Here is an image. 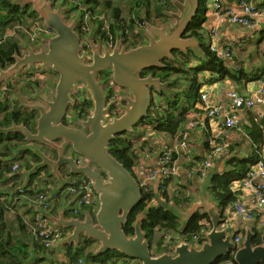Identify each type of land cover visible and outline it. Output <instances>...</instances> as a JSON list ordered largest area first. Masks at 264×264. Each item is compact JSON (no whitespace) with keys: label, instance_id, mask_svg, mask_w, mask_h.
<instances>
[{"label":"water","instance_id":"water-1","mask_svg":"<svg viewBox=\"0 0 264 264\" xmlns=\"http://www.w3.org/2000/svg\"><path fill=\"white\" fill-rule=\"evenodd\" d=\"M175 10L167 12L171 20L165 25L148 23L143 33L147 43L127 50L123 46L122 35L118 32L113 48L105 46L101 52V43L97 42L91 57V64L85 62V54L80 53L83 44L77 32L78 24L68 23L66 13L72 7L59 4L55 9L51 0H15L19 5L31 4L42 20L43 26L54 33L46 39L47 48L41 46L37 52L27 47V52L14 54L12 65L0 68V87L15 77H22L26 70H55L59 74L58 84L47 91L48 98H39L41 103L23 104L36 112L35 132L24 123L13 122L2 133L20 132L27 140L20 151H30L39 161L32 163L23 173L27 180L40 171H47L58 183L54 194H62L69 180L61 171L66 167L70 175L86 177L92 182L93 190L99 198V207L95 214L88 209L82 210V217L68 216L69 203L65 202L57 214L51 210L41 211L48 218L51 229L69 230L55 246L57 252L65 246L78 247L81 238H92L98 243L97 255L110 250L127 255L140 264H220V259L233 260L237 264L264 263V232L260 235L250 225L246 228L242 243H234L235 229L229 226L225 213L213 198L209 197L214 169L197 190L194 200L185 207H174L159 200L171 209L181 221L182 229L199 211L208 216L210 227L203 232V240L194 243L181 239L172 250L153 254L147 232L142 227L148 211L138 214L132 223L134 233L128 234L124 225L135 207L142 201L144 192L139 181L124 164L111 153V142L120 134L133 133L138 125L148 118L149 110L156 95L169 93L170 81H163L150 73L142 76L146 70L165 67L164 59L174 58L173 51L184 54L193 51L203 54L202 42L193 35H187L189 25L197 14L199 0H170ZM92 30L88 40L93 38ZM45 34H43L44 36ZM111 71L116 85L123 88L122 98L126 104L122 113L110 120L111 106H106L108 94L103 83L97 80L98 71ZM83 83V91L93 101V111L86 119L79 115L72 119L78 127L65 123L70 106L76 104L72 90L78 81ZM2 94L0 93V97ZM79 117V119H78ZM34 143L49 147L55 157L41 151ZM76 156L85 158L79 164ZM259 238L260 243L254 240ZM37 255L31 256L24 264H31Z\"/></svg>","mask_w":264,"mask_h":264},{"label":"trees","instance_id":"trees-1","mask_svg":"<svg viewBox=\"0 0 264 264\" xmlns=\"http://www.w3.org/2000/svg\"><path fill=\"white\" fill-rule=\"evenodd\" d=\"M15 0H0V68H6L15 61L14 54L19 53V43L10 34H20L25 30L34 31L38 28L41 21L38 14L33 10L31 4L19 5ZM57 1V0H56ZM62 1V0H61ZM64 1V0H63ZM76 5L85 7L83 15L86 13L94 15L95 10L99 9L100 13L97 17L98 30H104L108 43H114L117 33L122 35V42L127 43L132 38L142 37L140 28L147 23H165L167 20L166 12L173 7L170 0H71ZM200 8L192 19L187 35H193L202 42L203 54L173 51L174 58L164 59L165 67H155L150 69L151 73L159 76L164 80L170 81L168 87L169 93L162 92L160 96L164 98V102L153 101V105L149 110V117L146 118L142 125H138L132 133L120 134L118 138L111 142V153L119 159L124 166L135 175L133 169L140 162V152L148 149L153 141V136H146L145 131L149 125L153 131L163 134L175 136L183 127L182 125L187 119L186 114L195 107L198 100H202V87L210 82L231 76L235 81H241L244 75L242 70H233L226 64L225 60L218 58L211 50L209 44L204 40L205 28L203 27L205 19H207L209 6L207 0H199ZM132 8L128 11V8ZM128 7V8H126ZM89 15V16H90ZM83 22L79 28H82ZM140 44L134 43L133 47ZM149 71V70H148ZM143 76L146 73H142ZM263 76L258 75L261 79ZM257 77H254L256 79ZM183 79L188 80L185 87L180 90H172L177 88ZM31 93L34 87L29 84ZM17 88V87H16ZM20 89V88H18ZM7 96L14 92L15 87H9ZM13 90V91H12ZM3 92V88H2ZM25 87L22 91L21 99L31 94ZM185 96V101L181 103V95ZM2 95H5L4 93ZM3 101L0 98V128H7L13 122L17 124L24 123L27 127L34 128L36 126L37 116L34 111L20 107V100L16 98L13 102ZM180 110L178 115L175 114ZM199 111V110H197ZM200 112H203L200 111ZM252 117V116H251ZM253 121L247 127L249 134L253 137L252 143L259 145L262 143L264 123L257 121L252 117ZM262 126V127H261ZM27 140L20 132L2 133L0 135V264H24L31 256L37 255V258L31 264H79L82 260L84 264H140L139 261L129 258L123 253L110 250L102 255H97V242L92 238H81L78 247L74 244L65 246L64 255L59 258L55 251L45 248L40 240L30 229V225L35 223V214L40 212L34 204L23 207L27 203L22 204L23 198H31L36 201L38 196L44 192L48 179L45 178L38 186H33L34 176L28 180L23 173L26 168L32 165L33 155L30 151H20ZM150 147V146H149ZM234 148V147H233ZM232 148V150H233ZM248 156H241L234 153L228 159V169L223 172H216L213 175L212 183L209 186V194L214 201L218 203L222 212L230 207L231 203L238 197L239 191L232 187L234 181H240L246 175L249 167L261 159L260 149L254 150ZM31 158V159H30ZM200 162L201 158H196ZM18 162L20 169L13 172L12 166ZM136 176V175H135ZM78 178V176H74ZM73 177V178H74ZM26 179V180H25ZM193 183H177L175 186L167 187L164 192L156 191L150 194L144 193L142 201L131 213L128 222L123 226L128 234L134 233L132 223L135 221L139 213L148 211L147 218L143 220L144 229L153 248L156 246V254L172 250L175 246L176 232L179 233L181 239L193 241L194 235L198 236L197 242L203 240V231L210 227L208 216L199 211L182 229L180 219L174 212L161 204L159 200L174 207H185L193 198ZM66 187V186H65ZM2 188L5 190L2 191ZM23 190L21 193L20 191ZM62 194H56V206L50 208L53 213L57 214L61 208V204L66 202ZM86 205L83 209H86ZM10 212L14 213L11 218ZM68 216L72 213L68 212ZM29 217V218H28ZM82 217V211L80 213ZM225 217L226 214H225ZM253 229L258 235L264 232V227L259 226L258 221L254 222ZM246 228L236 229V235L244 236ZM157 231H163L157 242H154ZM65 233H67L65 231ZM165 235H172L170 243L164 245L162 241ZM260 243L259 238L254 240ZM155 243V244H154ZM154 244V245H153ZM171 246V247H170ZM231 264H237L233 257L229 258ZM264 264V263H262Z\"/></svg>","mask_w":264,"mask_h":264},{"label":"built area","instance_id":"built-area-1","mask_svg":"<svg viewBox=\"0 0 264 264\" xmlns=\"http://www.w3.org/2000/svg\"><path fill=\"white\" fill-rule=\"evenodd\" d=\"M207 3L214 18L227 19L232 25L243 28L262 29L264 27V4L259 2V0H228V2L227 0H207ZM40 26V30H44V33L50 32L42 23ZM38 28L34 29V32ZM82 28L85 32H89L90 30L87 24H83ZM205 29L208 33V40H210V50L218 58L225 60L226 63L227 61H231L232 63L234 49L239 46V43L230 42L226 43V45L221 44L218 40L221 29L215 21L207 19ZM229 67L233 70H239L235 63L230 64ZM107 72L105 80H107L109 91L111 90L110 99H108L111 108L108 115L110 120H113L122 113L121 104L124 99L122 98V93L119 91L120 87L114 82L112 72ZM259 82L258 89L246 95L232 89L229 90L227 95L230 97V104L226 110L220 105L209 103V95L205 91H202L201 101L204 104L205 118L219 119L223 117V125L227 130L238 126L239 112L241 111L255 110L258 119L264 120V77ZM155 95L156 101L159 102L160 98L157 94ZM197 127H205L204 118L191 117L178 131L172 144L156 142L155 145L144 152V155H140V162L133 171H135L136 176H134L139 181L144 193L150 194L152 192L156 193V191H160L161 193L166 191L167 187L175 186L178 183L177 179H180L183 174L180 156L190 157V131ZM227 147L215 145L203 161L196 162L193 164L192 169H187L184 175L185 180L204 181L211 170L214 156L218 153L224 156L229 155ZM154 159H156V164L154 166L150 165ZM77 160L79 164L85 161L82 156ZM19 168L18 162H15L12 166L13 172H18ZM46 178L49 182L45 186L44 192L35 201L37 210H50L56 201V194H54L53 189L58 186V183L49 176H46ZM38 179H40V182L45 180L43 176H40L33 183V186L40 184ZM238 183L241 191L238 190L237 199L230 205L231 212L244 221L250 222V220L256 219L258 223L260 221L259 225L264 227V156L249 167L244 178L238 181ZM20 192L22 193L23 190ZM64 197L66 198V202L69 203V210L73 217H80L83 205H86V209L90 210L93 214L98 210V195L93 190L92 182L86 177L69 180V184L64 188ZM34 218L35 223L30 225V229L45 248L56 251L55 246L65 237V230L51 229L48 218H44L41 211L36 213ZM208 228H205L204 231ZM197 239L198 236L194 235L193 242L199 243ZM164 240V245H167L170 241V236L166 235ZM233 240L234 243L240 245L243 237L235 234ZM79 264H83V261L79 260Z\"/></svg>","mask_w":264,"mask_h":264},{"label":"crops","instance_id":"crops-1","mask_svg":"<svg viewBox=\"0 0 264 264\" xmlns=\"http://www.w3.org/2000/svg\"><path fill=\"white\" fill-rule=\"evenodd\" d=\"M259 2L264 3V0H259ZM208 19L211 21H215L219 24L221 32L219 35V42L221 44L226 45V43L230 42H236L239 43V46H237L234 49V55H233V62L235 65L238 66L239 70H242L244 72V75L242 76L241 81H235L231 76H228L217 80L215 82H210L209 84H206L202 87V91H205L209 95V103L220 105L224 110L228 107L230 104V97L228 94L229 90H235L239 92L240 94H249L259 87V78L258 75H261L264 77V27L262 29H255V28H247V27H241L232 25L227 19H217L214 18L213 13H210L208 16ZM258 37V39H257ZM210 43V42H209ZM231 61H227L226 64L230 65L232 64ZM254 77H257L254 79ZM18 77L13 78L9 82L3 83L0 87V90L5 86H8L11 84V87H16V84H14L15 79ZM21 78V77H20ZM22 79V78H21ZM16 82V81H15ZM17 83V82H16ZM9 87H7L8 89ZM6 89V88H5ZM159 98L162 96H158ZM163 98V97H162ZM164 99V98H163ZM164 101H160V103H163ZM199 110V111H197ZM203 112H200L202 111ZM239 123L237 127L231 128L229 130L225 129L223 125V117L216 119V118H205V109L204 104L201 100H198L195 107H192L191 110L186 114L187 119H190L191 117H197V118H204L205 120V127H197L192 129L190 131L191 137H190V157H186L184 155L180 156V164L182 167V177L180 179H177L178 183H193L192 188V194L194 196L196 195V192L198 189H200L202 182H199L198 180L193 181H186L184 178L185 172L187 169H192L193 164L197 162L198 157H200L201 161H203L207 156L208 153L211 152L213 147L215 145L220 146H228L227 149L229 150V155L224 156L221 153L217 154L213 158V165L212 169H214L215 172H223L228 169V159L231 157L234 153H238L241 156H248L250 152H252V146L255 148L254 150L260 149L259 153L261 156H264V126L262 127L263 136H262V143L259 145H256L252 143V136L249 134V131L247 130V127L251 125L254 117V119L258 122L263 121L261 123H264V120H260L257 117V113H255V110H247V111H241L239 112ZM252 116V117H251ZM264 125V124H263ZM183 126V125H182ZM149 136H154V133H149ZM176 135L169 136L168 138H164L160 142L169 143L172 144ZM234 147V148H233ZM233 148V150H232ZM148 150V149H147ZM145 150V151H147ZM140 152V155H144V152ZM261 157V158H262ZM200 161V162H201ZM156 159H154L150 165H155ZM49 176L47 171H40L36 175H34V182L39 178L40 176L45 175ZM66 176V175H65ZM51 178L55 179L51 176ZM239 183L238 181H234L232 183V187H234L236 190H240L241 188L238 187ZM241 194V193H240ZM210 198H213L210 196ZM64 198V196H63ZM56 202L54 205L56 206ZM27 203L26 206L23 207V209L27 208V206H30V204H34L35 208L37 209L36 202L34 199L31 198H23L22 204ZM65 203V202H64ZM62 203V206H64ZM61 208L59 209L61 211ZM59 211V212H60ZM58 212V213H59ZM226 216L228 219L229 226L233 227V224H230L229 217L233 218V222L235 224H245L244 228L249 227L250 225H254V222H256V219L248 221L241 220L238 218L233 212H231V208H228L226 210ZM240 219V220H239ZM260 223V221H259ZM258 223V224H259ZM249 224V226H247ZM235 227L236 229H239V225ZM260 226V225H259ZM234 228V227H233ZM63 251L57 252L55 254L56 256L59 255V258L63 257ZM84 264V263H83Z\"/></svg>","mask_w":264,"mask_h":264},{"label":"flooded vegetation","instance_id":"flooded-vegetation-1","mask_svg":"<svg viewBox=\"0 0 264 264\" xmlns=\"http://www.w3.org/2000/svg\"><path fill=\"white\" fill-rule=\"evenodd\" d=\"M66 19H67V16H66ZM104 30L105 29L97 30V32L93 35V38H90V41H89L88 36L91 33V31L89 30L90 33H88V32H85L84 30L82 31L81 29H77V32H78L79 37H80V43L83 44V49L80 51V53L85 54V56H86L85 62H87L88 64L92 63L91 57H92V54L94 51L93 50L94 46L97 45V42L101 43V49H100L101 52L103 51V48L105 46H110L111 48H113L115 45V41H114V43H108V41L105 37ZM44 34L45 35L41 38L38 34L35 35V37H34L36 39V40L34 39V44H35L34 50L37 52L40 50V47L42 45L47 48L48 45L46 44V41H47L46 39L54 36V33L52 31H50L48 33H44ZM117 35H118V33H117ZM116 38H117V36H116ZM116 38H115V40H116ZM19 46H20V49H19L20 55H23V53H24V51L22 52L23 48L20 44H19ZM130 49H133V48H127V50H130ZM37 66L38 65L35 66L34 71L26 70L24 73L23 79L17 78L13 81L22 82L21 85H24V83H26L28 85L26 88L28 89V92H30V93H31V90H30L29 84L31 83L32 86L34 87L33 92L31 93V95H32L31 99H34L35 102L41 103V101L38 100V97L42 98V99L48 98L47 91L51 88V86H53V85H54V87L57 86V84L59 82L58 81L59 74L55 70H39L37 68ZM145 73H146V75H144V76H147L148 74L151 73V71L146 70ZM107 74H108L107 71H101V70L98 71L97 80H99L103 83V88L105 89V91L108 94L107 98L110 99L109 97L111 95V90L109 91L107 80H105ZM142 76H143V74H142ZM163 81L165 82L168 80L163 79ZM10 86H11V84L8 86H5V88L10 87ZM83 86H84L83 83L79 80L76 83V87L72 90V98L75 100L76 104L74 106H70V108L67 112L65 123L68 126L78 127V125L72 121L74 116L79 115V117H81L82 119H86L87 116L91 115V113L93 111V105L94 104H93L92 98H90L88 93H85L83 91ZM5 88L3 87V93L5 94L3 97L4 101H5L6 97L8 98V96H7L8 92H7V90H5ZM37 89L39 90L38 92L40 93V95H36L37 92L34 93V90H37ZM119 91L122 93L125 90L120 87ZM25 99H26V97H25ZM108 101L109 100H107L106 106L109 105ZM125 104H126V101L123 100L121 105L123 106ZM34 113H36V112L34 111ZM120 113H121V111H120ZM79 117H78V119H79ZM35 127L32 128L29 126L28 128L32 132H35ZM26 143H27V141H26ZM34 144L37 147H39V149H41V151L46 152L47 154L55 157V153L52 152V150L49 147H47L46 145H42L40 143H34ZM79 157L76 156L77 159ZM32 161H33L32 163H36L39 161V159H38V157H35V159L33 157ZM61 171L65 173L68 180H71L74 177V175H70V173H68L66 167L62 168ZM219 262H220V264H231V262H228L227 260H225L223 258L220 259Z\"/></svg>","mask_w":264,"mask_h":264},{"label":"rangeland","instance_id":"rangeland-1","mask_svg":"<svg viewBox=\"0 0 264 264\" xmlns=\"http://www.w3.org/2000/svg\"><path fill=\"white\" fill-rule=\"evenodd\" d=\"M51 1H53V7L56 9L57 8V6H59V4H62V5H64L65 7H72V10H70V11H68L67 13H66V16H67V22L68 23H71V22H75L76 21V25L78 24V28L77 29H81L82 31H83V28H79V27H81L80 26V23L81 22H83L84 24H87L88 25V27L90 28V31H92V30H96V32H97V30H98V24H97V17L99 16V13H100V10L99 9H96L95 10V13H94V15L93 16H91L90 14H88V13H86L85 15H83V10H85V7H79V6H75L76 4L73 2V1H71V0H51ZM227 2H228V0H227ZM226 6H228V5H226ZM126 8H128V7H126ZM132 8V5H130V7L128 8V11L130 10ZM170 10H175V8L174 7H172V8H170ZM170 10H168V11H165L166 13L167 12H169ZM165 13V14H166ZM210 13H211V10H210V7H209V10H208V13H207V15L209 16L210 15ZM90 15V16H89ZM166 16H167V14H166ZM170 20H171V17L169 18L168 16H167V20L165 21V23H157V24H155V25H158V26H161V25H165V24H167L168 22H170ZM148 24V23H147ZM147 24L144 26V28L143 27H141L140 28V32L143 30V29H146V26H147ZM39 26V28H38V30L36 31V32H34V31H32V32H30V31H27V30H25L24 29V31L22 32V33H20V34H15V33H13V34H10L9 36H11V37H13L14 39H15V41H18V43L22 46V52L24 51V53L25 52H27V47H31L32 49H35V44H34V37H35V35H39L40 36V38L41 37H43V34H44V30H40L41 29V26H40V24L38 25ZM36 29V28H35ZM90 31L88 32V33H90ZM142 37H136V39L135 38H132V36H130V38H131V41H129V42H127V43H123V46L124 47H126V48H131V47H133V45H134V43H137V44H144V43H147V37L142 33ZM38 36V37H39ZM257 39H258V37H257ZM36 40V39H35ZM204 40H205V42L207 43V45L209 44V42H210V40H208V33H207V30L205 29V36H204ZM27 46V47H26ZM21 83L22 82H18L17 81V83L14 81V84H16V87H15V90H14V92H12L9 96H8V98L6 97V99H5V101L6 102H8L7 104H9V102L11 103V102H13L16 98H18L19 100H20V107H24V108H27L26 107V105L24 106L23 104H29V103H34L35 102V100L34 99H31L32 98V95L30 94V95H28V96H24L23 98H24V100L23 99H21V95H22V91H23V89L25 88V87H27L28 85L26 84V83H24V85H21ZM188 84V80L187 79H183V81H181V83L179 84L178 83V85L176 86L177 88H175V87H172V90H175L176 89V91H178V90H180L181 89V87H185L186 85ZM11 87V86H10ZM18 88H20V89H18ZM13 91V90H12ZM39 90L37 89V90H34V93L35 92H37L36 93V95H40V93L38 92ZM8 92V91H7ZM0 93L1 94H3V92H2V89L0 90ZM3 97H4V95H2L0 98H2L3 99ZM25 97H26V99H25ZM3 101H4V99H3ZM159 102L160 101H164V99L162 98V97H160V100H158ZM185 101V96H183V94L181 95V103H183ZM35 103H38V102H35ZM28 109V108H27ZM29 110V109H28ZM180 112V110H177L176 112H175V114L176 115H178V113ZM191 119V118H190ZM190 119H188V120H190ZM188 120H186L185 122H187ZM184 122V123H185ZM149 133H154V136H153V141H152V143L149 145L150 147L151 146H153V145H155V143L156 142H160L161 140H163L164 138H168L169 136H170V134H163V133H161V132H156V131H153V129H151V127L148 125L147 126V128H146V131H145V134H146V136H149ZM130 135H132V136H135L136 134H134V133H132V134H130ZM161 136V137H160ZM26 145V144H25ZM24 146V145H23ZM22 146V147H23ZM148 146V148H150ZM32 166V165H31ZM19 167H20V165H19ZM20 169V168H19ZM26 169H29V168H26ZM26 169H25V171H26ZM25 176H26V178H27V175L25 174ZM43 177L44 178H46V175H43ZM26 180V179H25ZM55 180V179H54ZM38 182H40V179H38ZM4 189L2 188V191H3ZM5 191V190H4ZM194 194H193V198H192V200H194ZM23 210H25V208L23 209ZM10 216H11V218H13L14 217V213L13 212H10ZM229 221H230V224H233V227H234V229H235V227H236V225L237 224H235L234 222H233V218H230L229 217ZM206 223L208 222V221H205ZM240 227L239 228H244L245 226V224L243 223V224H238ZM247 226H249V224H247ZM66 232H68V230H65ZM161 236H164V232L163 231H157V234H156V237H155V239H154V242H157L158 241V239L161 237ZM166 236V235H165ZM170 236V241H169V243L170 242H172L171 241V237H172V235H169ZM173 237H175L176 239H175V245H176V243L179 241V240H181L179 237H180V235H179V233H177L176 232V235H174L173 234ZM164 242H165V240L164 241H162V243L164 244ZM155 244V243H154ZM153 244V245H154ZM97 248H98V243H97ZM171 247V246H170ZM97 248H96V250H97ZM156 251H157V247L155 246L154 248H153V254L155 255L156 254Z\"/></svg>","mask_w":264,"mask_h":264},{"label":"clouds","instance_id":"clouds-1","mask_svg":"<svg viewBox=\"0 0 264 264\" xmlns=\"http://www.w3.org/2000/svg\"><path fill=\"white\" fill-rule=\"evenodd\" d=\"M264 4V3H263ZM207 19H208V17H207ZM207 19H205V23H204V25H203V27L205 28V24H206V21H207ZM41 23H42V21H41ZM263 31H264V29H263ZM18 78H20V77H18ZM22 79H23V76L21 77ZM158 95V94H157ZM159 96V95H158ZM244 237V236H243ZM225 260H229V259H225Z\"/></svg>","mask_w":264,"mask_h":264},{"label":"bare ground","instance_id":"bare-ground-1","mask_svg":"<svg viewBox=\"0 0 264 264\" xmlns=\"http://www.w3.org/2000/svg\"><path fill=\"white\" fill-rule=\"evenodd\" d=\"M82 7V6H81ZM89 13V12H88ZM161 137V136H160ZM260 152V151H259ZM209 154V153H208ZM83 206H85V205H83ZM83 206L81 207V208H83ZM230 208V207H229ZM69 212H71V211H69ZM240 220V219H239ZM238 226V225H237ZM68 232H69V230H68ZM197 236V235H196ZM181 239V238H180Z\"/></svg>","mask_w":264,"mask_h":264}]
</instances>
